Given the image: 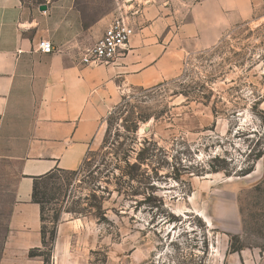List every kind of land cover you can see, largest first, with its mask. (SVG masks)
I'll use <instances>...</instances> for the list:
<instances>
[{
  "label": "rangeland",
  "instance_id": "374dc122",
  "mask_svg": "<svg viewBox=\"0 0 264 264\" xmlns=\"http://www.w3.org/2000/svg\"><path fill=\"white\" fill-rule=\"evenodd\" d=\"M73 1L88 27L85 45L101 18L124 13L137 30L158 19L179 27L205 4L215 8L217 39L184 50L176 77L125 91L77 172L54 170L39 181L42 253L50 254L55 224L81 218L86 255L72 264H264V0ZM144 146L145 183L128 180L119 192L101 173L125 168L107 166L115 150L127 149L135 162ZM10 171L0 163V254ZM105 186L112 194L107 220H99Z\"/></svg>",
  "mask_w": 264,
  "mask_h": 264
},
{
  "label": "crops",
  "instance_id": "0c3cea01",
  "mask_svg": "<svg viewBox=\"0 0 264 264\" xmlns=\"http://www.w3.org/2000/svg\"><path fill=\"white\" fill-rule=\"evenodd\" d=\"M214 15L205 4L179 27L155 20L136 29L113 61L88 66L82 54L110 21L95 22L85 45L88 27L75 1L0 0V163L14 177L0 264H45L43 256L31 255L45 247L41 206L32 198L36 179L57 169L77 170L125 91L176 77L184 50L213 45ZM43 39L52 42L53 52L39 49ZM84 231L81 218L61 220L51 263L72 264L73 257L86 255Z\"/></svg>",
  "mask_w": 264,
  "mask_h": 264
},
{
  "label": "trees",
  "instance_id": "16d2710c",
  "mask_svg": "<svg viewBox=\"0 0 264 264\" xmlns=\"http://www.w3.org/2000/svg\"><path fill=\"white\" fill-rule=\"evenodd\" d=\"M145 144L148 143V139H145L144 141ZM147 148L144 146L143 149L140 150L135 162H131L130 159V154L128 153V150H120V152H117V150H115V153L112 155L111 161L109 162V165L107 163V166H113L114 168L116 167H121V162L124 163L125 168L121 169V172L119 175H116L113 173V170H109L107 172H103L101 173L104 174V177L106 178V181L109 183L111 181V179H115L116 182L118 183V186L120 187L118 189L119 192L122 191L123 187H124V183L127 184L128 180H133L136 179L138 180L141 185L144 184L145 182L143 181V179L146 177V169H142V167L146 164L147 160H149L150 157L146 156V152H147ZM86 159V158H85ZM84 159V161H85ZM151 160V158H150ZM80 168V167H79ZM78 168V169H79ZM77 169V170H78ZM60 170V169H57ZM77 170H70L69 172L71 173H75L77 172ZM140 170V173H137V171ZM145 170V171H144ZM66 171V170H64ZM52 172L47 173L43 176H40L36 179L34 187H33V193H32V198L33 201L37 202L40 204L41 206V220H42V233H43V242L45 247L47 246V233H46V229H45V207H44V203H45V192H41L39 190V181L42 180L43 178L49 176ZM141 178V179H139ZM124 189H128L126 186L124 187ZM103 192V196H101L102 201L100 202V205H97V209H98V214L97 217L99 218V220H107L106 214H107V209L104 208V204L105 202L108 200V197L106 196V194H108L109 198L111 197L112 191L105 186L102 190ZM129 192V190H125V193ZM129 195V194H127ZM74 212H77L76 210H74ZM80 214H83L82 212ZM51 234V247L49 249V253L48 255H45L42 253V251H32L31 255H41L44 257V260L46 263L49 262V256H51L52 253V247L54 245V240L56 237V224L53 227V230L50 232Z\"/></svg>",
  "mask_w": 264,
  "mask_h": 264
},
{
  "label": "built area",
  "instance_id": "2783aa9c",
  "mask_svg": "<svg viewBox=\"0 0 264 264\" xmlns=\"http://www.w3.org/2000/svg\"><path fill=\"white\" fill-rule=\"evenodd\" d=\"M135 33L136 25L130 16L119 13L110 21L97 41L84 50L81 57L82 64L97 66L113 61L126 48ZM38 46L42 52L54 51L49 39L41 40Z\"/></svg>",
  "mask_w": 264,
  "mask_h": 264
},
{
  "label": "water",
  "instance_id": "95a60500",
  "mask_svg": "<svg viewBox=\"0 0 264 264\" xmlns=\"http://www.w3.org/2000/svg\"><path fill=\"white\" fill-rule=\"evenodd\" d=\"M40 8H41L42 10H45V9H47V6H46L45 4H41V5H40Z\"/></svg>",
  "mask_w": 264,
  "mask_h": 264
}]
</instances>
